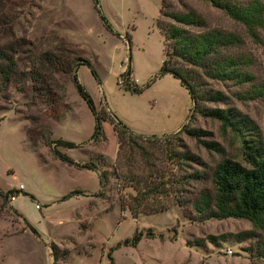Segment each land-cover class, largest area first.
Segmentation results:
<instances>
[{
  "label": "rangeland",
  "instance_id": "obj_1",
  "mask_svg": "<svg viewBox=\"0 0 264 264\" xmlns=\"http://www.w3.org/2000/svg\"><path fill=\"white\" fill-rule=\"evenodd\" d=\"M231 1L264 5V0ZM162 2L97 0L95 10L92 0H0V189L12 191L16 199L15 210L0 196V264H110V249L135 233L143 235L139 244L115 250L114 264H264L254 240L237 238L254 230L250 222L199 221L191 208L200 190L212 189L210 176L219 161L245 163L218 122L198 115L188 121L192 103L187 90L173 76L159 75L169 41L157 23L171 25L162 15L170 10L192 12L208 28L242 39L243 46L234 52L252 61L248 71L254 81L238 85L208 80L207 90L219 91L225 99L206 106L234 109L251 119L263 151L264 32L254 41L222 11L198 0H165L164 7ZM54 60L59 64L52 65ZM83 61L91 63L99 81ZM11 62L15 66L5 77ZM129 68V80L142 89L140 94L118 83ZM74 74L101 118L102 134L94 141L95 119L76 90ZM116 122L145 138L138 143L148 153L146 159L137 148L125 145L121 151ZM186 124L208 132L204 140L217 143L223 152H211L188 138L181 132ZM176 139L199 157L200 165L182 171L166 157L170 143L177 149ZM59 140L76 148H62ZM56 153L75 165L62 162ZM88 164L97 170L84 169ZM123 171L142 179L164 176L168 192L146 201L143 213L134 218L121 209L136 195L117 180ZM194 171L205 178L174 193L173 182ZM104 173L108 180L102 187L99 175ZM74 192L79 194L63 199ZM14 210L39 236L25 231ZM256 232L264 240V230ZM209 236L217 242L211 244Z\"/></svg>",
  "mask_w": 264,
  "mask_h": 264
},
{
  "label": "trees",
  "instance_id": "obj_2",
  "mask_svg": "<svg viewBox=\"0 0 264 264\" xmlns=\"http://www.w3.org/2000/svg\"><path fill=\"white\" fill-rule=\"evenodd\" d=\"M211 5L213 8L220 10L233 22L242 26L246 34L254 41H260L259 33L264 32V5L259 1H252L244 5L236 4L231 0H198ZM94 9H97V0H92ZM165 0L162 2V7ZM99 19L111 31L110 26L105 18L98 12ZM162 14V11H161ZM172 21L171 25H165L158 22L157 27L162 31L165 40L169 41L168 50L164 51L165 60L160 69V76L169 74L179 80L191 99L192 109L188 121H191L194 115L202 118L216 121L220 124L223 133H227L234 145L237 146L239 156L245 165L231 159H223L214 167L211 176V190L202 189L198 192L195 199L190 202L191 208L199 221L206 220H226L237 219L246 220L253 226L252 231L244 232L237 235L239 241L254 240L256 242L255 252L258 257L264 260V240L260 239L257 230H264V151L261 142V136L256 124L247 116L240 114L234 109L227 108H208L206 104H223L224 95L215 90H207V81L215 82H234L238 85H244L254 81V76L249 73L252 61L245 58L242 54L235 53L243 46L242 39L234 33L214 30L207 27L197 15L192 12L177 13L172 10L162 14ZM198 29L193 32L190 29ZM128 43L130 39L126 37ZM131 63V57L128 59ZM83 63L90 68L91 75L98 80V75L88 61ZM52 65L59 64L58 60L51 62ZM14 63L11 62L10 67L4 73L5 77L12 72ZM83 66V65H81ZM61 67V66H60ZM72 72V70L70 71ZM132 70H126L121 77L125 80L126 91L134 94H140V89L136 82H130ZM76 90L81 99L95 119L94 133L92 140L99 138L101 133V118L98 116L95 105L79 84L76 74L72 77ZM129 82V83H127ZM258 95L261 91L256 92ZM118 136L120 149L123 146L129 148H137L141 152L142 158L146 159L148 153L138 142L145 141L143 136H136L130 132L120 122L114 125ZM188 138L202 144L211 152L222 153V148L214 142H206L204 139L209 136L208 132L201 129H192L188 124L181 129ZM154 138V136L152 137ZM153 143V142H152ZM177 149L169 144L171 148L166 149V157L175 162L179 170L184 171L191 165H200L201 160L196 155L187 151L186 146L181 140L176 139ZM57 145L62 148L75 149L76 145L65 141H57ZM56 156L60 160L69 165L75 163L69 158L59 155ZM149 159V157H148ZM94 165L88 164L84 166L86 170H97ZM130 175V176H129ZM117 180L123 183V189L133 188L136 192L134 197H130L122 204V211L129 210L134 218L143 213V205L146 201L166 194L168 192V182L164 181V176L150 175L148 179H142L131 176L130 172H118ZM181 177V176H180ZM205 178L204 174L199 171L183 176L174 181V193L183 188L190 181H201ZM108 180L107 175H99L100 185L103 187L105 181ZM182 189V190H183ZM184 191V190H183ZM12 191L3 192L0 189V196L3 200H8ZM79 192L70 193L63 199H68ZM181 205H186L187 201L179 198ZM20 217L25 225V231L31 232L35 236H39L38 232L21 216L17 211H13ZM152 234H147L150 237ZM143 235L135 233L132 239L118 243L115 248H111L107 254L110 264L113 263L112 253L120 247L135 248L141 241ZM227 236H221L219 239L225 240ZM218 238L209 236L207 241L215 244ZM200 245L203 241H198ZM252 252L251 250H248Z\"/></svg>",
  "mask_w": 264,
  "mask_h": 264
},
{
  "label": "built area",
  "instance_id": "obj_3",
  "mask_svg": "<svg viewBox=\"0 0 264 264\" xmlns=\"http://www.w3.org/2000/svg\"><path fill=\"white\" fill-rule=\"evenodd\" d=\"M118 83H119L120 85L125 84V80H124V78H120ZM20 190H22V186H20ZM9 200H10L11 203L14 202V200H15V196H10V197H9Z\"/></svg>",
  "mask_w": 264,
  "mask_h": 264
},
{
  "label": "crops",
  "instance_id": "obj_4",
  "mask_svg": "<svg viewBox=\"0 0 264 264\" xmlns=\"http://www.w3.org/2000/svg\"><path fill=\"white\" fill-rule=\"evenodd\" d=\"M16 201V199L14 200V202ZM12 207L14 208V206H13V202H12ZM15 209V208H14ZM16 210V209H15Z\"/></svg>",
  "mask_w": 264,
  "mask_h": 264
}]
</instances>
